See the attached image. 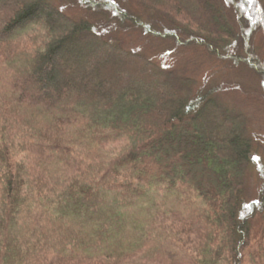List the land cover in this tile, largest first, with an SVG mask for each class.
Wrapping results in <instances>:
<instances>
[{"label":"trees","instance_id":"1","mask_svg":"<svg viewBox=\"0 0 264 264\" xmlns=\"http://www.w3.org/2000/svg\"><path fill=\"white\" fill-rule=\"evenodd\" d=\"M239 2L0 0V264H264L231 84L134 47L251 75L264 106V0Z\"/></svg>","mask_w":264,"mask_h":264},{"label":"rangeland","instance_id":"2","mask_svg":"<svg viewBox=\"0 0 264 264\" xmlns=\"http://www.w3.org/2000/svg\"><path fill=\"white\" fill-rule=\"evenodd\" d=\"M233 2L236 4H240L239 0H233ZM229 18H231L230 13ZM87 37L88 36H85L84 41ZM134 37V35H127L126 42L132 43V39ZM77 42H83V40L77 39ZM134 42V47L139 48L141 51L146 53L148 52L150 55L157 57L158 60L163 61L169 69H176L180 71V74H184L186 76H189L190 78H193L195 81L192 80V82L195 85L204 84L206 82L213 83L222 81H225L224 83H230L232 87L226 95L229 97L230 100L236 102L238 106H241V108H243V111L249 118L252 129L257 136L256 140L260 141L259 144L262 145L261 148L258 150V154L261 156V161L264 162V106L257 99L244 100L239 95V93H237L238 85L244 84V86L246 88H249L250 90L254 88V81L251 75L235 77L231 73H228V75L226 73L223 74L218 68V65L215 66L211 62L209 63V60L198 57L199 55L196 52L191 53L193 56L192 59L186 60L185 57L175 58L169 53H164L161 46L146 45L144 40L140 39L135 40ZM78 43L76 45L77 47H79ZM243 94L246 96L245 93ZM220 120L226 121L223 117H220ZM258 179L260 180V174L256 169H252V178L249 184L250 195H254L258 185Z\"/></svg>","mask_w":264,"mask_h":264}]
</instances>
